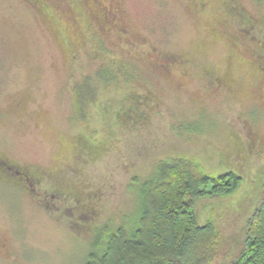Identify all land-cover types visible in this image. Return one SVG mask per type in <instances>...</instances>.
Returning <instances> with one entry per match:
<instances>
[{
  "label": "rangeland",
  "instance_id": "obj_1",
  "mask_svg": "<svg viewBox=\"0 0 264 264\" xmlns=\"http://www.w3.org/2000/svg\"><path fill=\"white\" fill-rule=\"evenodd\" d=\"M53 1L87 11L75 42L42 0H0V158L38 190L0 166V264H85L179 157L242 176L194 204L230 264L264 197V0Z\"/></svg>",
  "mask_w": 264,
  "mask_h": 264
},
{
  "label": "trees",
  "instance_id": "obj_2",
  "mask_svg": "<svg viewBox=\"0 0 264 264\" xmlns=\"http://www.w3.org/2000/svg\"><path fill=\"white\" fill-rule=\"evenodd\" d=\"M241 182L237 172L213 176L193 159L159 161L140 188L133 228L101 231L96 240L101 251L91 253L85 264H208L216 256L218 235L211 222L200 224L194 204L203 197L229 196ZM243 243L230 264H264V197L248 218Z\"/></svg>",
  "mask_w": 264,
  "mask_h": 264
},
{
  "label": "flooded vegetation",
  "instance_id": "obj_3",
  "mask_svg": "<svg viewBox=\"0 0 264 264\" xmlns=\"http://www.w3.org/2000/svg\"><path fill=\"white\" fill-rule=\"evenodd\" d=\"M44 4H46V6H48V8H50L51 12L54 13L59 17V19L61 17H65L66 16V20L64 23H69L70 24V30L64 26V29L68 32L69 30V35L70 34H76L77 32H81V28L83 26V22L85 21L84 17H85V12L87 13V11L82 7V5L79 4H70L67 3L66 5H64L62 8L60 7H56V5H54V1L53 0H42ZM106 9L103 8V6L101 7L103 10V15L101 14V18L98 21L99 23H101V25H103L104 23L108 22L110 23V21L113 20V17L111 16L113 14V16H117L118 17V13L114 8H110V6H105ZM55 9V10H54ZM56 17V16H55ZM105 18V19H104ZM57 19V18H56ZM105 21V22H104ZM119 23L118 21H114L113 23ZM117 29H121V27H118ZM70 37V41L73 43L75 42V37L73 36V38L71 36ZM0 166L7 172V173H14L15 172V176L20 179V184H24L27 188H29V190L33 193H38V190L35 188L34 184L32 183L33 180H35L33 177L30 178L29 176L25 177L22 175L21 171L16 169L15 167H13L12 164L8 163L7 161L3 160L2 158H0ZM41 199V198H40ZM42 201V199H41Z\"/></svg>",
  "mask_w": 264,
  "mask_h": 264
}]
</instances>
